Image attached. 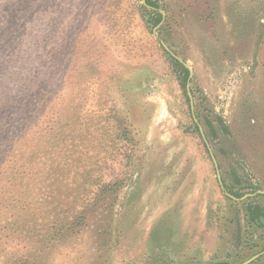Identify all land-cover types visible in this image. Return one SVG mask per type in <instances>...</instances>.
Wrapping results in <instances>:
<instances>
[{
    "label": "rangeland",
    "instance_id": "obj_1",
    "mask_svg": "<svg viewBox=\"0 0 264 264\" xmlns=\"http://www.w3.org/2000/svg\"><path fill=\"white\" fill-rule=\"evenodd\" d=\"M151 2L0 0V264L264 252V0Z\"/></svg>",
    "mask_w": 264,
    "mask_h": 264
},
{
    "label": "trees",
    "instance_id": "obj_2",
    "mask_svg": "<svg viewBox=\"0 0 264 264\" xmlns=\"http://www.w3.org/2000/svg\"><path fill=\"white\" fill-rule=\"evenodd\" d=\"M148 5L154 8H158L157 4L151 2V0H147ZM161 15L158 14V18L155 22V25H158L161 22ZM180 71H182L183 74V81H187V78L189 76V71L182 65L178 64ZM239 194H235V196H238ZM247 212H248V217L251 223L254 226H263L261 219H264V207L258 206V205H253L249 204L247 206Z\"/></svg>",
    "mask_w": 264,
    "mask_h": 264
},
{
    "label": "water",
    "instance_id": "obj_3",
    "mask_svg": "<svg viewBox=\"0 0 264 264\" xmlns=\"http://www.w3.org/2000/svg\"><path fill=\"white\" fill-rule=\"evenodd\" d=\"M166 48V50L167 51H169V49L167 48V47H165ZM171 55L174 57V58H176L180 63H182L184 66H186V68L188 69V67H187V65L180 59V58H178L175 54H173V53H171ZM187 88H188V90H190V86H189V84H188V86H187ZM190 98H191V100H192V95H191V93H190ZM192 103V109H193V101L191 102ZM213 159H214V161H215V164H216V166H218V164H217V162H216V159L213 157ZM218 175H219V178H220V180H221V177H220V171L218 170ZM261 194H264V193H262L261 192ZM229 197H232V196H230V195H228ZM248 197H251L250 195H246L244 198H248ZM264 255V252L263 253H260V254H258V255H256V256H254V257H252L251 259H249L248 261H246V262H244V263H242V264H252V263H254L255 261H257L258 259H260L262 256Z\"/></svg>",
    "mask_w": 264,
    "mask_h": 264
},
{
    "label": "crops",
    "instance_id": "obj_4",
    "mask_svg": "<svg viewBox=\"0 0 264 264\" xmlns=\"http://www.w3.org/2000/svg\"><path fill=\"white\" fill-rule=\"evenodd\" d=\"M258 206H261V205H258ZM262 207V206H261ZM261 222H262V224L264 225V223H263V219H261ZM186 264V263H185Z\"/></svg>",
    "mask_w": 264,
    "mask_h": 264
},
{
    "label": "flooded vegetation",
    "instance_id": "obj_5",
    "mask_svg": "<svg viewBox=\"0 0 264 264\" xmlns=\"http://www.w3.org/2000/svg\"><path fill=\"white\" fill-rule=\"evenodd\" d=\"M190 264H197V263L195 261L193 262V260H192V262Z\"/></svg>",
    "mask_w": 264,
    "mask_h": 264
}]
</instances>
